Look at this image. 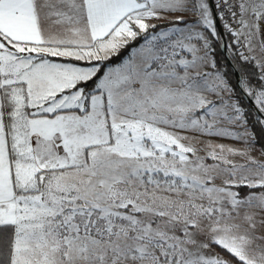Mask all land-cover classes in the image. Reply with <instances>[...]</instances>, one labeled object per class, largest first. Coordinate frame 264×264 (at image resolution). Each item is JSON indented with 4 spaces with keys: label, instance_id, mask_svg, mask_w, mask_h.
Instances as JSON below:
<instances>
[{
    "label": "snow or ice",
    "instance_id": "6c2138e0",
    "mask_svg": "<svg viewBox=\"0 0 264 264\" xmlns=\"http://www.w3.org/2000/svg\"><path fill=\"white\" fill-rule=\"evenodd\" d=\"M0 264H264V0H0Z\"/></svg>",
    "mask_w": 264,
    "mask_h": 264
},
{
    "label": "trees",
    "instance_id": "16d2710c",
    "mask_svg": "<svg viewBox=\"0 0 264 264\" xmlns=\"http://www.w3.org/2000/svg\"><path fill=\"white\" fill-rule=\"evenodd\" d=\"M225 33H226V38H227V41H228V33H227L226 31H225ZM221 45H222V41H221L220 47H219L218 50H217V51H218V56H217L218 65H219V67H221V69H222L223 71L229 73V75H230V77H231V81H232V83L235 84V83H236V78H235V76H234V73H233L232 69L229 67V65H228V63H227L226 58L224 57V55H223V53H222V51H221ZM228 53H229V57L231 58V60L233 61L234 65H235V67L237 68V70H238L239 73H240L239 64H237L236 61H234V60L232 59L233 53H232L231 49H228ZM121 55H123V53H121ZM241 100H242L243 104L245 105V107H246L250 112H252L253 115H256L255 110L252 109L251 106L248 104V102L245 101V100L243 99V96H242V95H241ZM254 131H256V133H257V135H258V137H259L260 134H261V133H260V129L257 127V128L254 129ZM217 250L219 251V249H217Z\"/></svg>",
    "mask_w": 264,
    "mask_h": 264
},
{
    "label": "water",
    "instance_id": "95a60500",
    "mask_svg": "<svg viewBox=\"0 0 264 264\" xmlns=\"http://www.w3.org/2000/svg\"><path fill=\"white\" fill-rule=\"evenodd\" d=\"M217 27L223 36L221 51H222L224 57L226 58L229 67L232 69L234 76L236 78V81H237V78L240 76V73L237 70V68L235 67L231 58L229 57L228 49H226L224 47V43L227 41V38H226V33H225V30L222 26V23L219 20H217ZM241 95L243 96V99L248 102V104L251 106V108L255 110V106L252 104V101L248 98V96L244 95V94H241Z\"/></svg>",
    "mask_w": 264,
    "mask_h": 264
},
{
    "label": "built area",
    "instance_id": "2783aa9c",
    "mask_svg": "<svg viewBox=\"0 0 264 264\" xmlns=\"http://www.w3.org/2000/svg\"><path fill=\"white\" fill-rule=\"evenodd\" d=\"M222 23V22H221ZM222 26H223V23H222ZM225 30V29H224ZM226 31V30H225Z\"/></svg>",
    "mask_w": 264,
    "mask_h": 264
},
{
    "label": "rangeland",
    "instance_id": "374dc122",
    "mask_svg": "<svg viewBox=\"0 0 264 264\" xmlns=\"http://www.w3.org/2000/svg\"><path fill=\"white\" fill-rule=\"evenodd\" d=\"M170 19H172V18H170ZM218 251V250H217Z\"/></svg>",
    "mask_w": 264,
    "mask_h": 264
}]
</instances>
